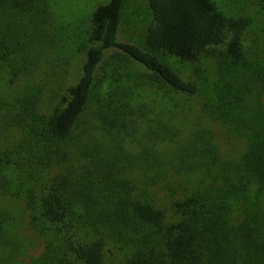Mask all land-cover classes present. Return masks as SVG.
I'll return each mask as SVG.
<instances>
[{
  "label": "trees",
  "instance_id": "trees-1",
  "mask_svg": "<svg viewBox=\"0 0 264 264\" xmlns=\"http://www.w3.org/2000/svg\"><path fill=\"white\" fill-rule=\"evenodd\" d=\"M125 2L95 9L81 77L51 111L29 90L16 97L13 112L0 113V196L22 199L30 228L47 238L32 264H264V39L248 40L250 18L227 16L215 0H149L154 25L143 43L124 42ZM48 17L47 0H0V77L34 69ZM108 56L119 68L143 67V85L190 97L199 96V85L169 59L215 58L214 97L203 111L245 140L247 151L224 159L209 133L183 145L165 123L145 140L173 143L171 161L147 149L129 157L124 143L136 141L138 116L130 100L104 88ZM92 105L97 124L85 129ZM162 163L173 176L202 177L182 198L160 185L170 191V220L156 200L138 193L129 173L144 164L157 181ZM15 223L0 209L1 248Z\"/></svg>",
  "mask_w": 264,
  "mask_h": 264
},
{
  "label": "rangeland",
  "instance_id": "rangeland-1",
  "mask_svg": "<svg viewBox=\"0 0 264 264\" xmlns=\"http://www.w3.org/2000/svg\"><path fill=\"white\" fill-rule=\"evenodd\" d=\"M51 18L41 25L40 32L44 40L36 50L34 69L18 78L5 74L0 77V113L14 111V102L18 95L33 91L40 97L41 110L46 112L57 105L61 95L75 85L82 74L86 60L91 17L96 8L109 0H47ZM218 7L229 17L247 16L252 21L246 38L264 39V0H215ZM154 25V18L149 8V0H126L119 39L124 42L143 43L148 30ZM40 38H42L40 36ZM170 63L185 79L196 82L200 94L196 97L179 94L167 87L143 85L140 80L146 78L145 69L135 64L124 63L120 68L107 57L100 71V78L107 90L116 91L130 102L132 111L137 112L136 141L127 140L124 147L129 157L138 155L143 149L151 150L156 157L171 161L173 143L155 141L146 142L145 136L151 129L162 131L166 123L175 130L179 141L193 140L199 132L212 136L220 155L227 160H237L247 151V142L235 137L227 126L206 115L203 104L213 100L214 86L217 82V60L204 57L199 62H186L169 59ZM118 68V70H115ZM201 71L202 76L199 77ZM121 74V75H120ZM98 106L92 105L86 116L87 129L97 124ZM99 133L94 137H100ZM19 136V135H18ZM14 136L15 139L18 138ZM163 176L156 181L153 174L144 170V164L131 165L129 173L132 183L136 184L143 198L156 200L160 208L167 212L168 220L175 217L171 201L161 184L175 189L176 197L182 198L184 190L200 183L195 174L173 176L170 165L162 163ZM149 175V176H148ZM143 192V193H142ZM0 209L7 210L15 218V225L9 229V245L0 247V257L6 264H32L46 246L47 238L30 228L28 213L22 199L0 196ZM53 236L50 237L52 239Z\"/></svg>",
  "mask_w": 264,
  "mask_h": 264
}]
</instances>
